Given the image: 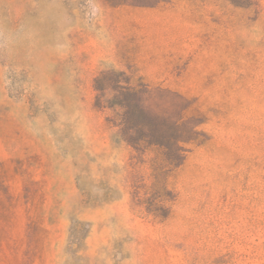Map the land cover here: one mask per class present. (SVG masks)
Segmentation results:
<instances>
[{
	"label": "rangeland",
	"instance_id": "obj_1",
	"mask_svg": "<svg viewBox=\"0 0 264 264\" xmlns=\"http://www.w3.org/2000/svg\"><path fill=\"white\" fill-rule=\"evenodd\" d=\"M0 264H264V0H0Z\"/></svg>",
	"mask_w": 264,
	"mask_h": 264
}]
</instances>
